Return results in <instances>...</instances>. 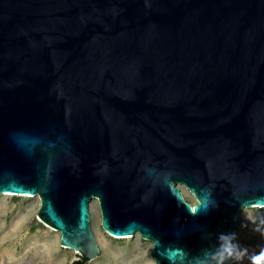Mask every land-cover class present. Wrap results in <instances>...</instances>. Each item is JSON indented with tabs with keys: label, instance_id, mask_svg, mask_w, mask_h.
I'll list each match as a JSON object with an SVG mask.
<instances>
[{
	"label": "water",
	"instance_id": "water-1",
	"mask_svg": "<svg viewBox=\"0 0 264 264\" xmlns=\"http://www.w3.org/2000/svg\"><path fill=\"white\" fill-rule=\"evenodd\" d=\"M0 194L38 196L88 262L94 199L155 264L239 244L264 207V0H0Z\"/></svg>",
	"mask_w": 264,
	"mask_h": 264
},
{
	"label": "rangeland",
	"instance_id": "rangeland-1",
	"mask_svg": "<svg viewBox=\"0 0 264 264\" xmlns=\"http://www.w3.org/2000/svg\"><path fill=\"white\" fill-rule=\"evenodd\" d=\"M184 198L192 205L197 201L185 185H179ZM41 199L0 194V264H68L79 254L60 245V233L38 219ZM92 229L101 248L98 259L87 264H155L151 257L153 243L140 235L114 239L102 227L99 201L90 204ZM239 245L247 249L242 261L264 249V208H246L237 227Z\"/></svg>",
	"mask_w": 264,
	"mask_h": 264
},
{
	"label": "clouds",
	"instance_id": "clouds-1",
	"mask_svg": "<svg viewBox=\"0 0 264 264\" xmlns=\"http://www.w3.org/2000/svg\"><path fill=\"white\" fill-rule=\"evenodd\" d=\"M235 233L221 234L219 244L214 251L205 253L204 264H228L230 261H242L247 249L236 243ZM251 264H264V249L251 257Z\"/></svg>",
	"mask_w": 264,
	"mask_h": 264
},
{
	"label": "bare ground",
	"instance_id": "bare-ground-1",
	"mask_svg": "<svg viewBox=\"0 0 264 264\" xmlns=\"http://www.w3.org/2000/svg\"><path fill=\"white\" fill-rule=\"evenodd\" d=\"M9 196H17V197H27V198H32L33 196H28V195H14V194H8ZM259 208V207H258ZM260 208H264V207H260ZM110 236V235H109ZM112 237V236H111ZM114 239H130L131 237H112ZM133 238V237H132Z\"/></svg>",
	"mask_w": 264,
	"mask_h": 264
},
{
	"label": "trees",
	"instance_id": "trees-1",
	"mask_svg": "<svg viewBox=\"0 0 264 264\" xmlns=\"http://www.w3.org/2000/svg\"><path fill=\"white\" fill-rule=\"evenodd\" d=\"M79 257H80L79 260H75V261L68 263V264H87L88 263V260L84 259L81 256H79Z\"/></svg>",
	"mask_w": 264,
	"mask_h": 264
},
{
	"label": "crops",
	"instance_id": "crops-1",
	"mask_svg": "<svg viewBox=\"0 0 264 264\" xmlns=\"http://www.w3.org/2000/svg\"><path fill=\"white\" fill-rule=\"evenodd\" d=\"M76 259H78V258H75V259H72L71 261H69L68 263H71V262H73L74 260H76ZM93 261V260H92Z\"/></svg>",
	"mask_w": 264,
	"mask_h": 264
},
{
	"label": "snow or ice",
	"instance_id": "snow-or-ice-1",
	"mask_svg": "<svg viewBox=\"0 0 264 264\" xmlns=\"http://www.w3.org/2000/svg\"><path fill=\"white\" fill-rule=\"evenodd\" d=\"M193 211H196V209H193Z\"/></svg>",
	"mask_w": 264,
	"mask_h": 264
}]
</instances>
